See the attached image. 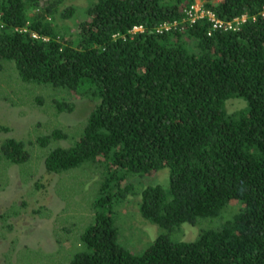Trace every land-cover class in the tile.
<instances>
[{
  "label": "trees",
  "instance_id": "1",
  "mask_svg": "<svg viewBox=\"0 0 264 264\" xmlns=\"http://www.w3.org/2000/svg\"><path fill=\"white\" fill-rule=\"evenodd\" d=\"M195 1L90 0L67 34L60 20L76 10L65 0H0V69L13 63L20 81L92 103L77 135L54 128L34 140L45 154L34 189L80 168L99 186L79 233L67 230L77 250L58 264H264V0H199L223 22L244 15L233 30L206 16L182 22ZM233 100L243 106L230 110ZM27 146L4 138L0 171L25 167ZM163 169L168 185L130 181ZM131 199L162 230L139 254L115 225ZM183 223L198 236H173Z\"/></svg>",
  "mask_w": 264,
  "mask_h": 264
},
{
  "label": "rangeland",
  "instance_id": "2",
  "mask_svg": "<svg viewBox=\"0 0 264 264\" xmlns=\"http://www.w3.org/2000/svg\"><path fill=\"white\" fill-rule=\"evenodd\" d=\"M89 2L65 0V6L72 4L76 10L71 18L60 20L67 34L75 30V24L83 18ZM197 2L201 4V1ZM44 85L20 81L13 63H5L0 69V123L10 128L7 133L0 134V142L6 137H14L24 140L31 150V159L25 167L5 166L0 171L3 175L0 180V264H58L61 261L58 253L69 256L76 251L78 237L67 230L79 233L90 215L91 190L99 187L93 176L89 179L87 170L80 168L55 176L43 191L33 188V180L41 173L45 157L43 149L36 146L35 138L54 128L63 129L68 137L77 135L92 105L85 99L63 93L59 96L51 86ZM58 98L74 102L75 109L58 112L53 103ZM242 106L241 100H233L229 108ZM45 150L49 152V149ZM34 166L36 171L31 181L23 182L21 174H29ZM130 181L140 187L157 183L168 185V170ZM115 210L119 241L134 254L141 253L162 232L158 225L141 216L137 199L126 201ZM198 233V226L183 223L173 236L190 241Z\"/></svg>",
  "mask_w": 264,
  "mask_h": 264
},
{
  "label": "built area",
  "instance_id": "3",
  "mask_svg": "<svg viewBox=\"0 0 264 264\" xmlns=\"http://www.w3.org/2000/svg\"><path fill=\"white\" fill-rule=\"evenodd\" d=\"M205 16L210 18L212 29H232V30L238 27V25L241 22H243L246 18L244 15H242L241 17L235 18L231 21L223 22L221 20L216 19L211 12L205 11L204 8H202V4H199L197 1H195L193 5H191L188 9L185 10L184 18L182 22L188 21L190 24H193ZM171 26H172L171 23H163L159 26L157 30L158 31H162V29L167 30ZM133 30L139 31L141 30V27H134ZM33 37L36 36L33 35Z\"/></svg>",
  "mask_w": 264,
  "mask_h": 264
}]
</instances>
